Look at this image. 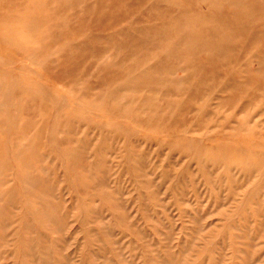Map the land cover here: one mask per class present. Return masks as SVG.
<instances>
[{
  "label": "rangeland",
  "instance_id": "obj_1",
  "mask_svg": "<svg viewBox=\"0 0 264 264\" xmlns=\"http://www.w3.org/2000/svg\"><path fill=\"white\" fill-rule=\"evenodd\" d=\"M0 264H264V0H0Z\"/></svg>",
  "mask_w": 264,
  "mask_h": 264
},
{
  "label": "bare ground",
  "instance_id": "obj_2",
  "mask_svg": "<svg viewBox=\"0 0 264 264\" xmlns=\"http://www.w3.org/2000/svg\"><path fill=\"white\" fill-rule=\"evenodd\" d=\"M11 27V26H10ZM240 149V148H239ZM244 153V152H243ZM180 262H182V261H180Z\"/></svg>",
  "mask_w": 264,
  "mask_h": 264
}]
</instances>
